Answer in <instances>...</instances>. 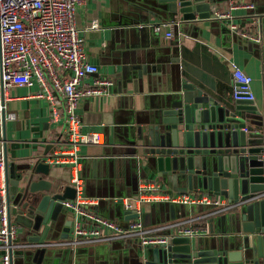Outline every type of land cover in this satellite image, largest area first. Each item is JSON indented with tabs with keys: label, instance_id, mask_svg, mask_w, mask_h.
<instances>
[{
	"label": "crops",
	"instance_id": "obj_1",
	"mask_svg": "<svg viewBox=\"0 0 264 264\" xmlns=\"http://www.w3.org/2000/svg\"><path fill=\"white\" fill-rule=\"evenodd\" d=\"M231 2L236 5L231 10V18H215L213 26L208 22L181 24L178 21V46L171 44L177 33L173 26L164 27L159 32L148 27V20L149 24H156L165 18L157 10L155 0H84L76 11V25L84 40L87 61L98 67V73L84 82L91 84L95 78H107L112 85L107 88L106 95L83 98L78 103L77 112L82 132L102 133L104 143L79 148V167L73 163L52 164L51 160L68 149L66 125L63 117L57 122L51 121L50 103L43 87L35 80L30 86L8 90L0 87L3 167L5 162L9 167L28 164L52 145V153H47L46 160L51 167L49 178L57 188V195L62 194L61 188L78 179L82 182L83 197L94 201L90 208L105 218L125 223L124 203L140 201L136 204L139 211H133L139 216L135 220L169 236L176 232L173 226L177 222L206 215L212 207L205 209L198 204L173 203L168 198L186 190L175 185L167 186L152 174L147 176L142 137L138 138L137 128L146 125L149 115L165 98H170V94L177 96L179 73L189 77L200 74L214 89L218 101L226 104L233 99L231 73L232 64H235L251 77L255 102L261 105V67L259 60L250 53L249 43L252 41L241 37L239 31H232L230 26L233 24L240 31L259 37L262 28L256 19L252 21L255 25L250 22L247 6L254 2V8L256 6L264 20V0L222 1L216 4L214 14L228 11ZM93 24L97 28H90ZM169 31L172 38L167 39L165 33ZM172 58L178 61L173 62ZM180 61L184 62L181 72L178 68ZM46 84L47 90H51L48 78ZM39 93L43 96L39 97ZM56 99L62 114L61 99L58 96ZM10 114L14 116L12 119L8 117ZM3 173L2 168L0 187L4 186ZM148 184L155 188L147 187ZM186 192L197 197L209 196L222 206L228 205L227 200L220 196ZM240 200L242 198L229 204ZM234 212L232 209L195 222L194 226L202 227L206 233L190 239L200 240L207 247L215 245L219 239L227 240L232 236L230 217ZM46 224L50 229L41 242L52 243L66 238L72 220L70 214L60 211ZM42 228L37 233L23 234L22 238L27 239L25 242H40L28 239L40 235ZM139 247L136 241H114L76 249L46 248L39 254L21 250L23 255L15 256L13 264H133L140 257ZM145 249L147 257L149 248Z\"/></svg>",
	"mask_w": 264,
	"mask_h": 264
},
{
	"label": "water",
	"instance_id": "obj_2",
	"mask_svg": "<svg viewBox=\"0 0 264 264\" xmlns=\"http://www.w3.org/2000/svg\"><path fill=\"white\" fill-rule=\"evenodd\" d=\"M222 1L226 0H155L157 10L165 18L156 24H149L148 20L147 24L152 31L162 23H172L177 31L178 21L208 22L213 26L215 6ZM252 3L247 7L248 19L251 23L256 19L262 28L260 41L249 43L250 53L261 67V105L255 100L234 99L221 104L200 74L189 77L179 73L177 96L170 94L149 115L146 125L137 128L138 138L142 137L147 176L161 178L170 187L220 196L228 203L264 192V20ZM171 44L180 45L178 31ZM172 61L178 60L172 58ZM183 67L184 62L180 61V72ZM52 147L48 145L47 152L28 164L11 167L7 162L4 164L8 219L19 227L20 241L27 240L22 238L23 234L37 233L42 227L41 234L28 241H43L50 229L48 220L60 211L69 214L61 203L76 196L71 185L61 188L62 194L57 195L46 160ZM197 206L211 208V205ZM138 217L136 212L125 210V223H118L126 228L129 221ZM230 222L232 236L219 239L211 247L200 240L168 234L164 244L146 247L147 257L146 249L140 245V257L133 264H264V198L237 206ZM40 250L31 251L39 254ZM23 253L11 252V264L15 256Z\"/></svg>",
	"mask_w": 264,
	"mask_h": 264
},
{
	"label": "built area",
	"instance_id": "obj_3",
	"mask_svg": "<svg viewBox=\"0 0 264 264\" xmlns=\"http://www.w3.org/2000/svg\"><path fill=\"white\" fill-rule=\"evenodd\" d=\"M84 0H0V87L9 88L30 86L37 81L47 94L50 103V117L57 122L63 117L66 125L65 137L68 145L66 152H61L52 164L73 163L79 167V148L98 146L104 143V136L99 132H82V122L77 112L78 103L83 98H92L108 94L107 88L112 82L107 78H95L91 84L84 80L98 73V67L86 59L83 38L76 25V11ZM236 5L230 3L229 10L216 13L215 18L229 20L231 10ZM247 7H251L247 6ZM172 23H162L154 27L159 32L164 27L171 28ZM90 28H97L93 24ZM232 31H239L241 37L252 42L260 38L248 31H240L231 25ZM167 39L172 32L165 33ZM46 78L52 86L47 90ZM232 82L235 85L232 96L234 100H255L252 92V79L244 71L232 64ZM39 97L43 94L39 93ZM56 96L62 102V114L56 105ZM10 119L14 116L8 115ZM50 163V164H51ZM3 168L0 154V169ZM76 189L73 200H64L62 207L72 217V226L68 237L58 242H25L19 240V227L10 222L4 187H0V262L11 264V252L19 250H38L55 247L76 249L80 246L94 244H111L114 241H136L142 247H156L164 244L168 236L159 230L144 227L141 221L132 220L123 228L118 222L105 218L90 208L93 200L82 195V182L78 179L70 184ZM147 187L155 188L148 184ZM264 198V193L242 198L237 203L222 206L218 200L209 196L197 197L190 193H178L171 202L179 204L211 205L206 215L193 217L174 224L176 232L172 235L193 238L206 231L194 226L195 222L206 217L236 209L237 206ZM126 201L125 210L139 211L136 204Z\"/></svg>",
	"mask_w": 264,
	"mask_h": 264
}]
</instances>
